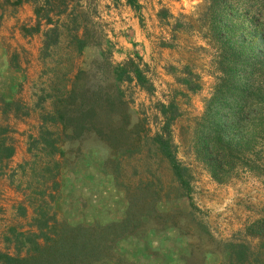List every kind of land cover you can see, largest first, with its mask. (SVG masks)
I'll use <instances>...</instances> for the list:
<instances>
[{"label": "rangeland", "instance_id": "obj_1", "mask_svg": "<svg viewBox=\"0 0 264 264\" xmlns=\"http://www.w3.org/2000/svg\"><path fill=\"white\" fill-rule=\"evenodd\" d=\"M138 2L137 12L124 0L70 1L58 16L57 42L43 47L42 19L38 31L22 34L23 25L34 24L31 1L0 0V125L7 127L0 136L14 146L0 172V250L24 253L43 204L47 216L65 224L116 227L124 220L123 230L106 232L113 235L108 249L90 264H264V230L254 234L249 227L264 215V146L256 143L252 153L258 168L234 164L216 179L195 150L197 122L218 74L204 0ZM160 7L178 22L158 19ZM74 24L85 40L79 50L71 38ZM129 56L153 89L118 83L128 102L127 123L115 121L112 111L104 118V102L96 119L110 122L98 123L100 133L88 127L74 134L50 118L59 104H70L74 80L87 91L114 93L110 64ZM188 70L199 83L194 91L176 80ZM170 98L179 110L169 127L171 149L187 166V193L149 137L160 125L156 100ZM143 114L146 136L135 126ZM43 121L55 142L52 153L37 140ZM119 126L126 133L115 139Z\"/></svg>", "mask_w": 264, "mask_h": 264}, {"label": "trees", "instance_id": "obj_2", "mask_svg": "<svg viewBox=\"0 0 264 264\" xmlns=\"http://www.w3.org/2000/svg\"><path fill=\"white\" fill-rule=\"evenodd\" d=\"M21 1L15 0L16 3ZM30 1L33 4L35 20L33 25L21 27L22 34L38 31L42 19L46 25L41 31L43 47L55 44L57 26L60 24L58 16L66 11L70 1L77 0ZM124 1L138 12V0ZM202 15L207 23L209 39L216 44L215 63L218 74L215 76L210 95L205 99L200 121L197 122L195 150L209 174L216 179L234 164L259 167L252 153H255L256 143L264 146V0H204ZM156 16L164 20L173 17L174 23L178 22V18L172 16L164 7L158 8ZM73 28L71 38L79 50L85 40L82 34L77 32V25L74 24ZM110 67L109 72L115 78L114 93H102L98 88L87 91L74 80L67 93L70 104H59L50 118L60 121L63 127H71L74 134L88 127L100 133L104 126L98 123L110 122L104 119L109 117L110 111L115 114V121L127 123L130 116L128 102L123 98V91L118 83L133 82L146 93L152 91L153 85L131 56L110 64ZM77 75L78 72L75 77ZM195 78L188 70L176 80L183 84L186 90L194 91L199 87ZM178 91L183 92L181 89ZM5 102L14 103L13 100ZM100 102L107 106L105 112L103 111L104 118L97 121L96 118L101 113ZM155 103L154 117H159L160 125L149 137L166 157L178 187L187 193V166L176 158L171 149L169 130L172 120L179 112L178 107L171 98L166 101L156 100ZM146 119L143 114L135 121V126L142 128L143 136L148 133L147 127H142ZM0 130L6 131L7 127L0 125ZM138 131L136 135L140 136ZM47 133L50 134L51 131L44 126L43 121L37 140L52 153L56 148L55 142L46 135ZM125 133L124 126H119L115 129L113 138L115 136V139H119L120 136H125ZM13 151L14 146L10 138L0 136V172L2 160L9 158ZM261 170L264 171V167ZM42 206L43 204L38 205L39 214L33 217L32 224L37 231L29 230L26 233L28 245L24 253L12 254L0 250V264H90L108 249L105 241L112 239L113 235L107 237L106 232L114 233L118 227H122L121 230L125 227L124 220L116 227L110 223L100 227L65 224L47 216L46 209ZM249 227L254 234L262 233L264 215L253 220ZM117 234L121 233H115V236ZM229 245L231 249L233 245ZM230 252L232 253V250Z\"/></svg>", "mask_w": 264, "mask_h": 264}]
</instances>
